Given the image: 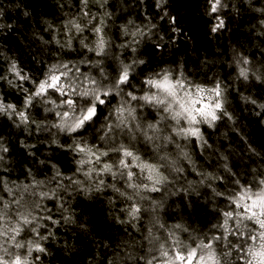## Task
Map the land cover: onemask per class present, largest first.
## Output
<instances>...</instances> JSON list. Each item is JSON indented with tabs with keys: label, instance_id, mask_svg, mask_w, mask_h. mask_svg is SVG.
Returning a JSON list of instances; mask_svg holds the SVG:
<instances>
[{
	"label": "trees",
	"instance_id": "1",
	"mask_svg": "<svg viewBox=\"0 0 264 264\" xmlns=\"http://www.w3.org/2000/svg\"><path fill=\"white\" fill-rule=\"evenodd\" d=\"M156 3L157 0H89L85 6L82 0H0V12L3 13L0 15V25H3L0 27V76L3 77L0 79V96L9 103L20 101L14 91L19 86L9 75L13 63L32 78L39 77L53 63H70V56L82 63L80 57L84 53L76 47L79 40L75 41L73 28L69 31L68 21L76 20L83 26L84 20L87 23L90 17L95 18L98 26L103 20L105 36L112 39V50L100 58L105 64L112 56L111 79L121 69V61H144L134 65L131 86H125V93L144 94L149 90L144 81L164 69L174 70L177 74L182 71L194 84L212 86L216 81L221 82L226 87V107L232 119L223 118L214 128L208 129L207 145L201 157L194 153L192 146L183 148L196 169L193 173L186 170L180 191L174 192V197L169 199L171 213H164L167 232L172 231L180 240L192 243V237L217 234L213 225L220 223V213L226 207L224 198L215 194L217 191L231 190L234 187L232 181L236 179L252 182L264 173V110L259 107L264 103V76L257 80L252 74L264 73V25L260 23L264 14L256 11L264 8V0H223L227 7L217 13H211L209 0H167L163 7H157ZM84 12L89 15L85 16ZM219 19H223L224 26L214 32L212 29ZM137 29L144 35H138L137 42L133 43L131 33ZM69 39L71 49L67 47ZM115 55L117 59H114ZM245 57L249 60L248 65L240 62ZM90 66L82 65L80 70ZM240 67L249 69L248 80L240 77ZM246 97L255 99L257 104L253 105ZM108 99L110 104L99 107V118L83 133L82 137L88 139L85 141L93 139L102 126L105 129V121L114 120V116L107 120L106 117L113 113L121 97ZM141 102H131L137 108V122L143 126L155 123L160 113L148 105H144L143 110ZM34 104L28 110L35 121L30 126L0 114V141L8 149L6 153H0L4 157L0 161V181L13 187L30 184L33 179L41 180L45 188L39 190L44 191L57 189L58 184L64 186L57 190L59 201L45 199L42 202V208L47 209L43 210L42 216L51 215L60 223L45 221L48 227L41 231L53 235L43 242L47 253H34L40 257L36 264H144L141 257L150 255V246L145 240L147 230L152 229L154 236L168 239L156 226L150 227L153 216L144 212L139 220H130L124 209L131 201L110 187L86 196L76 185L65 180L63 177L70 176L72 180L81 177L73 164L79 155L66 146L67 135L54 131L50 127L53 122L45 119V109L51 106L39 99ZM140 118H144L145 124ZM170 124L171 121H165L160 125L163 135ZM112 136L116 137L114 133ZM83 138L76 137L78 140ZM116 138L119 142L120 137ZM121 139L126 144L131 140ZM135 139L130 144L142 157L148 155L146 144L149 150L151 144L142 138ZM176 143L180 144L178 138ZM177 149L175 144H170L165 153L177 161ZM158 153L153 151L154 159L165 164ZM225 165L231 171H227ZM57 170L62 177L53 179ZM208 173L224 179L208 180ZM199 182L204 184L200 186ZM189 183L195 184V194H187ZM118 187L125 190L123 182ZM0 196L12 199L3 191V185H0ZM162 196L154 200L160 202ZM25 198L29 199L27 195ZM156 214L155 220L160 223L162 214ZM176 224H181L187 231L175 229ZM167 242L169 244L170 240ZM236 255L234 252L229 258L230 264H240Z\"/></svg>",
	"mask_w": 264,
	"mask_h": 264
},
{
	"label": "snow or ice",
	"instance_id": "2",
	"mask_svg": "<svg viewBox=\"0 0 264 264\" xmlns=\"http://www.w3.org/2000/svg\"><path fill=\"white\" fill-rule=\"evenodd\" d=\"M88 2L89 0H82L85 6ZM209 2L211 13H217L227 7L223 0H209ZM166 3L167 0H157L156 6L163 7ZM256 11L264 14V8L256 9ZM2 14L0 12V15ZM84 15L88 16L89 13L84 12ZM92 19L95 18H90L89 23ZM260 23L264 25V20H261ZM223 26V19H219L218 24L212 30L215 32ZM68 27L69 31L72 28L77 33L84 31V27L76 20H69ZM104 29L103 20L99 21V26L94 25L91 29L96 37L94 46H89L83 38L80 40L81 46L89 52H94L97 57L106 55L110 43L105 36ZM124 31L127 35L126 28ZM138 35L143 36L144 33L139 29L131 33L133 43L137 42L135 38ZM56 42L60 43L58 40ZM71 46L72 41L69 39L67 47L71 49ZM132 51L135 52L136 49L132 48ZM240 62L243 65L249 64L246 57L241 58ZM136 63L143 64L144 61L134 60L132 63L121 61L122 67L118 74L107 84L103 79L98 80L92 75L81 73L78 67L70 63L51 64L39 80H34L23 74L13 63L10 71L14 76L21 81H30L33 87L24 89L27 95L20 107L13 103H5L3 99H0V114L15 118L19 124L25 126L35 123L30 118L28 111L29 108L35 106V101L39 99L50 105L51 107L46 108L45 111L53 113L58 121L53 122L50 127L56 129L58 133L69 136L72 139V144L66 146L80 156L76 161L78 165L76 171L89 179L95 174L97 177L108 175L113 179L122 180L125 190H121L115 184L106 185L103 178L97 181L94 190L101 191L104 187H111L121 197L131 201L129 207L124 211L133 221L140 219L142 212L140 202L150 199L144 193L159 192L169 182V175L162 169L167 168L176 173L183 169L177 166L176 160L169 159L167 154L159 158L167 160V164L146 159L136 151L134 145L113 142L114 138L110 134L122 128L132 132L134 128L149 141L163 139L168 144H175L180 149V156L189 159V153L176 143V138L194 140L204 147L207 145V140L204 138L201 126L214 128L217 122L223 118L232 119L226 107V87L221 82L216 81L212 86L194 84L184 76L182 71L177 74L174 73V70L164 69L144 81L149 89L144 94L138 96L133 91L125 93V86H131L132 69ZM100 64L101 61L96 62V66L99 67ZM252 74L257 80H261L264 76V73L261 75ZM100 75L107 78L103 71ZM239 75L244 80H248L249 69L240 67ZM0 79L3 77L0 76ZM125 95L127 99H125ZM116 96L121 97V102L114 108L113 113L106 117L107 120L114 116V120L105 124L107 131L101 137L102 140L109 141L107 147H98L85 140L76 139L82 130L86 131L99 118V107L110 104L108 98ZM245 99L253 105L257 104L255 99L248 97ZM141 101L143 105L151 106L160 113V118L155 123L143 126L137 122V108L132 106L131 102ZM259 107L264 110V103ZM165 121L172 122L169 125L170 134L161 137L159 134L163 129L160 125ZM130 139L134 140L135 135H132ZM52 142L58 143L56 140ZM7 151L8 149L0 144V153ZM3 159L4 157L0 155V161ZM225 169L231 171L227 165H225ZM56 177H62V173L58 170L53 179ZM63 178L83 186V182L80 180H72L71 177ZM206 178L208 180L224 179L222 176L214 177L211 173H208ZM232 184L234 187L231 190L215 193L226 201V207L220 213V223L213 225L217 234L200 238L192 237V243H185L170 231L168 240L171 241V244L164 241L156 246L154 242L159 241L160 237L153 236L149 230L151 237L149 242L153 243V247L148 249L150 254L148 258L141 257L144 259V264H230L229 258L233 256L234 252L237 254L236 261H239L240 264H264V173H260L259 177L252 182H241L236 179L232 181ZM0 185H3V191L12 197L11 200H6L0 196V264H36L40 257L34 256V253H47L48 250L43 242L53 235L51 232L45 235L41 231L48 227L45 221H51L52 224L60 223L51 215H39V210L47 211L46 208L42 209L43 200L56 199L57 190L64 186L58 184L57 189L39 190L44 187V181L35 179L31 184L23 186L8 187L3 181H0ZM84 190L88 192L92 189ZM26 195L34 199L26 200ZM152 203L157 204L155 200ZM61 208H63V204H61ZM67 219L65 217V220ZM156 223L159 224V221L157 220ZM159 227L164 228V225L159 224ZM174 228L187 231L181 224L174 225ZM231 264H235V262H231Z\"/></svg>",
	"mask_w": 264,
	"mask_h": 264
},
{
	"label": "rangeland",
	"instance_id": "3",
	"mask_svg": "<svg viewBox=\"0 0 264 264\" xmlns=\"http://www.w3.org/2000/svg\"><path fill=\"white\" fill-rule=\"evenodd\" d=\"M97 1V0H96ZM90 18H93V17H90ZM89 18V19H90ZM89 19H88V21H87V23L85 22V20H84V25H83V27H84V31L82 32V33H77L76 31H75V29L73 28V30L74 31H72V34H74V37H75V41L77 40H79V43H78V45L76 46L77 48L79 47L80 48V50L84 53V55H82V57H80V59H82V61H84L85 60V58H86V60L83 62V63H79V62H77L74 58H76V57H72V56H70L71 57V59L72 60H70V64L71 65H74L75 67H78L79 69L81 68V66L83 65V66H85V65H87V66H89L90 64H91V66H90V68L88 69V67H86V69H82V70H80V72L81 73H84L85 75H92L93 77H95V78H97L98 80H100V79H103L104 80V83L105 84H107L108 82H109V80H111V76H112V74H110L111 72H110V65L112 66V56H109V61L107 62V63H102L101 62V64L99 65V67L98 66H96V62L97 61H100V58L101 57H97L95 54H94V52H89L87 49H85V48H83L82 46H81V44H80V40L83 38V39H85V42L86 41H88V43H90V41L92 42L91 44H90V46H94V41H95V34H94V32L91 30L92 28H93V26L95 25V26H98V25H96V23H95V19H92L91 20V23H89ZM76 41V42H77ZM109 41H110V43H109V45H108V47H107V50H106V53H109V51H110V49L112 50V39H109ZM87 43V42H86ZM73 55V54H72ZM106 56V55H105ZM114 59H117V56L115 55L114 56ZM69 60V59H68ZM115 61H117V60H115ZM47 70V69H46ZM46 70L39 76V77H37V78H32V79H34V80H39V79H41L42 78V76H43V74L46 72ZM85 70H87V72L85 71ZM112 70V69H111ZM101 71H103L105 74H106V77L107 78H104V77H101V75H100V73H101ZM9 75L11 76V79L13 78L14 80L13 81H15L16 82V84L19 86V87H17L14 91L16 92V94H17V97H19L20 98V101H19V103H16V102H13V104H16L18 107H20V106H22V104H23V101H24V98H25V96L27 95L25 92H24V89L25 88H28V89H31L32 87H33V85H32V83L30 82V81H21V80H19L18 78H16L15 76H14V74L10 71V73H9ZM25 75H28L29 77H30V75L29 74H25ZM16 87V86H15ZM14 87V88H15ZM153 91H155L154 89H153ZM0 99H3L4 100V102L5 103H9V101L8 100H5L2 96H0ZM141 104L143 105V102H141ZM134 104H132V106H133ZM38 107H40V104H38L37 105ZM43 110H44V107L42 106L41 107ZM48 108V107H47ZM142 109L144 110V105L142 106ZM41 110V109H40ZM36 113H39V112H37L36 111ZM45 113V115H46V118L45 119H47V120H50V121H52V122H58L57 121V118L54 116V114L53 113H51V112H44ZM144 115H142V117H143ZM38 117H40V115H38ZM140 121L143 123V124H145L144 122V118L142 119V118H140ZM107 123H110L109 121H105V123L104 124H107ZM139 123V122H138ZM172 123V122H171ZM146 126V125H145ZM202 127V130H203V132H204V138H205V136H207V132H208V129H211V128H207L206 126H201ZM106 129V128H105ZM105 129L103 128V126H102V128H100V130L96 133V135H94L95 137H93V139H90L89 141H87L89 144H92V145H95V146H98V147H107V145H108V143H109V141L108 140H102L101 139V137L104 135V133L107 131H105ZM53 130H54V128H53ZM55 131V130H54ZM83 133H85V131H81V135H79L81 138H83L82 136H84V134ZM170 134V129L168 130V132L166 131L165 132V134ZM149 134H151V133H149ZM164 134V135H165ZM64 135H66V134H64ZM111 136H112V133L110 134ZM114 135L117 137H120L119 138V142L121 141V142H124V140H122L121 138H124V137H126L127 139H129L132 135H135V137L136 138H142L141 140L143 141H145V142H149V144H151V149L149 150L148 149V145L146 144V149H147V152H148V155H145V156H143L144 158H146V159H149V160H151V161H153V162H157V160H155L154 159V154H153V151H155V152H159L158 153V155H159V158L161 157V156H164L166 153H165V151H166V148L167 147H169L170 146V144H168L166 141H164L163 139H154V140H152V141H149V140H147V139H145L144 138V136L141 134V132L140 131H137V130H135L134 128H133V131L132 132H129L128 131V129H125V128H122V129H117L115 132H114ZM161 137L162 136H164L162 133H160L159 134ZM113 137V136H112ZM116 137H113L114 139H113V142H116V143H119V142H117V138ZM88 140V139H86V138H83L82 140ZM179 140H180V144H181V148H187V147H189V149H190V147L192 146V148H193V150H195V154L198 156H202V154H203V150H204V148H205V146L204 147H201L200 145H199V143L198 142H196V141H194V140H184V139H181V138H178ZM136 141V139H131V140H128L127 142L128 143H134ZM66 145H68V144H70L71 142H72V139L69 137V136H67V139H66ZM0 144H3L1 141H0ZM179 144V145H180ZM160 146L159 148L157 147V146ZM177 154H179L178 155V159H177V161L176 162H178V161H180V162H178L177 163V166L178 167H181L182 169H183V171H181V172H178V173H176V172H173V171H171L170 169H162V170H164L165 172H166V174H168L169 175V182L166 184V185H164L163 187H162V189H161V191H159V192H147V193H144V195H146V196H148V197H150V199H148V200H144V201H141L140 203H141V205H142V212L141 213H149V214H151L153 217H152V221H151V223L152 224H150V227H153V226H156L157 228H158V230L159 231H161V233L163 234V236H165L166 238H168V233L169 232H167V230H166V228H160L159 227V224H163V225H165V222H164V220H165V215H164V213L165 214H167V215H169L171 212L169 211V207L171 206V205H169L171 202L169 201V199H170V197H174V192H179L180 191V187H181V185L182 184H180V183H182L181 182V178H183L184 177V175H185V172H186V170H188V171H190L191 173H193L194 172V169H196V167H195V165L191 162V160H188V159H184V158H182L181 156H180V149H177ZM179 152V153H178ZM150 155V156H149ZM198 156V157H199ZM80 158V156H77L76 157V159L74 160V162H73V164H74V169H77L78 168V165H77V163H76V161L78 160ZM105 159H107V158H105ZM169 159H171V158H169ZM163 161H165L166 163L165 164H167L168 163V161L167 160H163ZM158 163V162H157ZM86 167H88V166H86ZM80 178L79 177H77L76 176V178L75 179H73V180H80V181H82L83 182V186L81 187V186H79V185H76V184H74V183H71V185L73 186V185H76L77 186V188H78V191L80 192V193H82V194H84V195H86V196H88L89 194H91V193H94L95 192V185H96V183H97V181L99 180V179H101V178H103L104 180H105V182H106V185H108V184H115L117 187L119 186V184L121 183V182H123L122 180H120L119 178H116V179H113L111 176H108V175H105V176H102V177H97V176H95V174H93V177L91 178V179H89V178H86V177H84L83 176V174L82 173H80ZM70 177V176H69ZM65 180H67V179H65ZM31 184V183H30ZM48 184V182H46V185ZM186 184V183H185ZM204 183L203 182H199V185L200 186H202ZM194 185L195 184H193V183H189V186L190 187H187V194L189 195V194H195L196 193V190L197 189H195L194 188ZM44 186H45V184H44ZM205 186V185H204ZM45 188V187H44ZM111 188V187H110ZM84 189H92L91 191H88V192H86ZM112 189V188H111ZM102 190H105V187L104 188H102ZM113 190V189H112ZM210 190H213V189H211L210 188ZM114 191V190H113ZM115 193H117L116 191H114ZM163 195V196H162ZM160 196H162V199H161V201L160 202H157V204L156 205H154L153 203H152V201L154 200V199H156V198H158V197H160ZM29 197V196H28ZM31 199H34L33 197H29V199L27 198V200H31ZM53 200H56V201H59L60 199H53ZM156 201V200H155ZM43 205L44 204H42V207H43ZM175 205V204H174ZM174 205H172V206H174ZM43 209V208H42ZM157 212V214L156 215H158V214H162V220L160 221V223L159 224H157L156 223V220H155V213ZM172 212H174V210H172ZM42 214H43V210H39V215H41L42 216ZM149 230H151V232H152V229H148L147 230V235L145 236V240H146V242L149 244V246H150V248L153 246V243H150L149 241L151 240V237L149 236ZM152 235H153V233H152ZM154 236V235H153ZM158 237H160V236H158ZM167 241H168V239H166ZM164 238H162V237H160V240L159 241H155L154 243H155V245H158L159 243H161V242H164V241H166ZM170 243H171V241H170ZM170 243H169V245H170ZM157 255H158V253H156Z\"/></svg>",
	"mask_w": 264,
	"mask_h": 264
}]
</instances>
